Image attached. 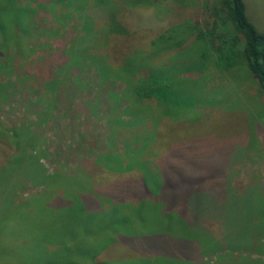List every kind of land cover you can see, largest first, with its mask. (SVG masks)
I'll use <instances>...</instances> for the list:
<instances>
[{
    "label": "rangeland",
    "instance_id": "obj_1",
    "mask_svg": "<svg viewBox=\"0 0 264 264\" xmlns=\"http://www.w3.org/2000/svg\"><path fill=\"white\" fill-rule=\"evenodd\" d=\"M27 1L19 0V3ZM29 1L32 30L16 40L22 52L12 44L15 40H10L7 48L0 47V134L11 135V140L19 134L25 137L21 142L31 143L24 149L28 154L21 164L20 161L15 164V160L7 164L3 159L9 147L5 141L0 142V264H83L82 258L76 257L81 260L77 262L72 256L75 261H69L68 256L77 250L90 254L104 243L111 245L110 256L116 255L126 264L145 257L159 260L153 263L144 260L145 264H166L169 256L175 253L181 257L197 242L204 252H199L192 264H233L234 261L264 264V91L244 62L223 70L209 46L184 42L199 28H190L185 22L202 21L219 0H151V5L139 9L144 20L148 17L147 22L142 19L139 25L155 32L143 30L138 38H143L141 33L161 34L177 25L176 32L174 29L169 32L174 33V42H182L170 55L166 54L173 51V46L164 48V43H157L162 51L151 59L158 58L156 63L169 59L168 64L157 67L163 66L160 70L164 74L169 67L172 79L179 80L174 97L177 103L168 105L177 119L164 125L170 131V140H187V144H179L182 155L177 163L188 171L186 179H191L182 183L184 188L181 183L173 186L174 192H179L174 202L166 200L177 207L176 212H171L173 217L158 214L164 209L165 200L158 203L159 209L156 201L146 200L148 191H156V172L148 167L153 162L151 157L137 155H142L141 161L144 159L148 164L140 166L147 185L124 180V176L112 182L117 173L106 181L99 171V165H111L114 159L118 165L112 167L127 166L126 173L130 168L134 172L138 170L128 154L136 155L133 154L137 147L135 136L146 133V118L157 106L154 102L138 104L130 90L123 93L124 79H114L113 74L98 78L94 67L97 65L68 62L62 66L61 57L58 58L63 48L60 39L69 25L60 14L67 11L75 21L81 20L80 11L70 10L67 0L56 6L49 0ZM244 3L247 16L264 33V0H244ZM82 4L86 6L88 2L82 0ZM99 7L84 8L85 17H91L94 22V16L103 17L106 11ZM175 8H186L189 12L174 24L163 23L164 16ZM83 12L80 15L84 16ZM97 27L89 24L85 32L92 34ZM79 34L72 35L69 43L85 42ZM91 36L98 37L97 41L104 35ZM150 50L148 46L146 52ZM203 53L207 54L206 58L202 57ZM92 58L94 63L103 59L98 55ZM109 122L113 123L110 127ZM161 139L165 142V136L160 137L159 146ZM107 144L110 145L106 148ZM104 153L109 158L99 159ZM38 163L45 169L44 173L58 176L40 198L38 192L45 184L46 175L42 172L33 181ZM71 168L75 181L61 174ZM26 171H31L32 176ZM108 180L111 184L106 187ZM5 185L12 186L11 194L8 188L2 191ZM108 195L115 201L108 202ZM132 197L138 203L129 207ZM184 213L192 215V227L186 226L187 219L176 218L185 216ZM123 220L134 223L140 233L150 231L149 236L133 239L139 234L131 235L134 229L129 228L130 224L125 226ZM113 227L120 229L116 236L114 233L111 236ZM217 255L224 257L216 258Z\"/></svg>",
    "mask_w": 264,
    "mask_h": 264
},
{
    "label": "trees",
    "instance_id": "obj_2",
    "mask_svg": "<svg viewBox=\"0 0 264 264\" xmlns=\"http://www.w3.org/2000/svg\"><path fill=\"white\" fill-rule=\"evenodd\" d=\"M49 1L50 3L53 2L55 6L57 3H63L61 0H49ZM152 1L161 2L163 0H152ZM152 1L151 0H85V4L88 2V4H86L85 6L82 4V0H67L66 4L69 5L68 8L72 11L73 8L78 10V12L80 11L78 17L79 18L82 17L83 19L81 18V20L74 21L72 20V18H70L71 14H69L67 11L60 14L63 22H66V25L67 24L69 25V29H67L66 32H64L62 38L60 39V43L62 44L63 48L59 52L58 58L61 57L62 66L68 65V62H70L71 64L78 63V65H80L79 63L86 65L88 64L90 66L97 65L94 67L96 68L95 72H97L98 78L102 79L104 77H107L108 74L110 75L113 74L114 79L121 78L126 81V85L122 92L125 93L128 92V90L132 91L131 93L134 95V99L137 101L138 104L145 105L149 102V104L151 105V102L155 103L157 108L155 109V111L153 110L154 112L148 114L151 116H147L146 118L147 119L146 123L148 125L149 130L147 129L146 133L145 134L143 133L141 137L135 136L136 138L135 142L137 147H135L136 148L135 151L133 150V154L136 155L132 156L128 154L129 160L133 162L132 165L138 168V170L134 172L130 168L131 171H129L130 172L129 174V172L128 173L125 172L127 170V166L121 165V169L112 167V165L115 163L118 165V161L114 159L110 162L111 165L110 164L107 165L110 168L104 165V163L103 165H99L100 166L99 171L105 175L104 178H106V181L107 179H109L110 176L114 175V173L115 174L117 173L119 175H117L114 178V180H111L112 182L124 176V180L128 178L129 180L133 181V183L135 184L147 185L146 180H144L146 177H143L144 176L142 175L143 170L142 168H140V166L141 165L144 167L148 166L147 162L144 161V159L143 161H141L142 155L149 156V158L151 157L153 162L151 164L149 163L150 166L148 167H150L152 171L155 170L154 172H156L155 174L156 180L154 184L156 186V191L155 192H152L151 190L148 191L146 200L149 201L150 203H154L156 201L157 208H158V203L159 202L161 203L162 199L165 200V205L163 206L164 209H160L161 211L160 212L158 211V214L162 216L168 215L173 217L171 212L173 211L176 212L177 207H174L175 205L167 203L166 200L168 198L171 203L174 202L175 199L179 196V192L176 194L174 192L173 186L178 185L180 183L181 184L186 183V180L190 181L191 179V178L186 179L188 171H186L185 169H181V167L177 163L178 160H181L180 156L182 155L180 154L179 144L180 142L187 144V140L185 138H178V139L174 138L170 140L169 137L170 131L166 129L167 127L165 128L164 125L165 123H174L175 120L177 119V117L173 113L174 111L172 110L171 107H168V105H176L177 103L174 97L176 95L175 89L177 88L176 82H178L179 80L176 77L172 79L171 75L168 72L170 70V68L168 67L169 65H167L168 68L167 70H165L167 71V74L161 72L160 68L163 66L157 67L159 64H168L170 62L169 59L161 63L155 62L158 60V58L154 60L151 59L156 57L157 54L162 51L160 50L161 49L160 47L156 46L157 43H164L163 44L164 48L173 46L171 47L173 48V51H170L166 54V55H170L176 52L179 49V47L182 46L181 44L182 42H180L179 40L174 42L175 38L173 37H175V35L174 33L169 32L172 29H174V32H176L178 27L177 25L174 26L173 28H170L169 30H166V32L165 31L162 32L161 34L156 33L152 35L151 34L145 35L144 33H141L143 35V38L140 39L137 37V35H139V33L143 30L149 33L155 32L153 28L139 25V23H141L145 17V16L142 17V15H140L139 9L151 5ZM29 2L30 1L28 0L27 2L25 3L22 2L20 4L19 0H0L1 3L0 47L1 48H7L9 41L15 40L14 43L12 44H16L17 51L20 50V52H22L23 50L22 46L21 44L19 46V43L16 40L29 35L30 28L32 30L30 24L33 23V21L30 18L32 12V9L30 8L32 6L30 7L28 5ZM50 3L49 5H51ZM97 5L100 6L99 8L101 10L106 11V13H104L103 17L102 16L99 17V14L97 15L98 17L94 16L95 17L94 19L96 20L94 22L92 21L91 17L89 18L85 17L86 11H84L85 10L84 8L93 7ZM55 11L56 9H53V13H55ZM82 12L84 13L83 14L84 16L80 15ZM186 12L188 13L189 9L175 8L174 11H172L169 15L164 16L165 20L163 21V23L174 24L175 22H177V20H179L181 15L185 14ZM149 19H151V16H149ZM147 21H148V17L143 22L145 23ZM152 21L153 20H151V22ZM89 24L96 25V27L98 26L97 29H95V32L92 34H89L91 32L89 33L85 32V29L89 28ZM134 25L135 28L132 29L131 27ZM185 25H188V27L190 28L195 26L199 28H198V32L195 35L193 34L190 36L191 39L185 40L184 42L189 41V42L201 43L205 47L207 46V48L209 46L215 53L216 63L223 70L237 67L242 62H244L250 74L252 75L253 79L258 83L259 87L264 91V33L259 31L257 27L254 25V23L247 16L246 5L244 3V0H219V3L208 11L206 18H204L202 21H197L196 24L193 22H185ZM224 25H225V29H222ZM96 31L98 32L97 34ZM58 32H59L58 30H54L56 36H60L58 35ZM78 34L81 35V37L85 38L83 40L85 42L76 41L77 43L74 44L75 43L74 41L70 44L69 42L73 40L71 38L74 35H78ZM93 34H95L96 36L97 35H104V36L96 41L95 38L98 39V37H94L93 39L91 36ZM148 46H151L150 52H146ZM69 47L71 48L73 47L74 49H71ZM95 55L96 56L98 55L99 57L102 56L103 59L101 58L97 59V61L94 63L92 61L93 60L92 56ZM209 55L210 54L208 52V56ZM206 56H207L206 53L202 54V57L206 58ZM128 74H132L133 76L129 78ZM128 79L130 81H128ZM131 81L132 83L134 82L133 85L131 84ZM130 85L133 87H131ZM41 115L42 113L39 114V116ZM119 122L122 123V120H119ZM112 124L113 123L109 122V127ZM23 126H24V121H21L20 127ZM164 131L165 133H163ZM24 135L26 134L24 133ZM9 136L11 135L0 134V142L5 141L7 147H9V153L4 155L5 158L3 159V161L7 162V164H10L15 160V164L16 162L19 161L21 164V161L23 160L25 154L27 153L25 152L24 149L26 146L30 147L31 143L29 140L21 142L20 139L21 140L25 139V137L23 136L20 137L21 135L19 134H17L14 138H12V140L11 137ZM163 136H165V142H163L161 139V146H159L160 137L163 138ZM30 137L32 138V140L34 139V135ZM186 144L184 145L186 146ZM109 145L110 144H107L106 148L109 147ZM32 150L33 148H31L29 151L32 152ZM23 151L24 153H22ZM138 154L139 155L142 154V155L138 157L139 156ZM100 157L109 158L107 155H105V153L102 156H99V159ZM26 162L27 161L25 160V163ZM135 163L137 164L135 165ZM93 164L94 166H96L95 161L93 162ZM36 167L37 168L33 172L34 175L33 181H36V177H38V175H40L43 171H45V169L42 168L40 163H38V166ZM23 169L28 170L29 167H23ZM26 172L31 173L32 176L31 171H26ZM73 172L74 169L71 168L69 171L61 174L67 175L70 181H75V177H73L74 174ZM44 174L46 175V181L44 186H42L41 190H39L38 192L39 195L38 198H40V194H43L44 191L49 190V186L52 185L54 178L58 177L51 172ZM127 175H131V176H127ZM47 178L50 179L49 182H47ZM108 181L109 183L106 185V187H108L111 184L110 180ZM175 181H179V182L176 183ZM10 187L12 186L5 185L2 191H6L5 188L10 189ZM184 187L185 186L183 185V188ZM191 188L192 187L190 186L189 187L190 191ZM12 192H13V188L8 191V194H11ZM134 193L139 194L140 192H133V194ZM17 198L20 200L19 197ZM38 198H34V199L38 200ZM13 199H11V201H13ZM106 199L108 202L115 201L111 195H108ZM130 199H131L130 200L131 206L129 205V207H133L134 205H137L138 202H136L135 198L132 197ZM180 202L181 201H179L178 203ZM22 203L24 202L21 199L20 204L23 205ZM181 206H183V204ZM78 210L80 211V209ZM122 213L123 212H121V214ZM184 215L185 216L183 217L182 215H178L176 216V218L180 220L187 219L185 221L186 226L188 225L191 226L190 220L192 215L188 216L185 213ZM125 222L127 223V225L125 226H129L130 221L128 222V220H126ZM135 226L136 225L133 223L130 224L129 227L134 229L131 235L139 234L133 239H143L149 236L150 231H144L143 233H140L135 230L138 228ZM201 229L202 227L200 226V230ZM119 231L120 229L118 230L117 227L111 228V232H112L111 236L113 235L116 236V234H118ZM206 234L208 233L206 232ZM113 239L114 238L112 237V240ZM193 244L194 245H192L190 249L188 248L187 250L188 252L184 253V255H182L181 257L176 256L178 254L175 253L172 256H169L166 264H192V261L196 260L197 256H199V252H201V254H203L204 252V250L201 248V245L198 242ZM109 252H111V245L109 246L107 243H104L101 248L92 251L90 254H88L86 250L81 252L77 250V253L71 255L70 258L68 256V260L69 261L74 260L73 257L75 256V260L77 262L84 260L83 264H90V262H92L93 264H126L125 261L119 260V258L116 255L110 256ZM156 254L157 253L155 252V255ZM76 257L82 259L77 260ZM217 257L221 259L224 256L217 255L216 258ZM144 260L150 263H153L151 261L154 260L159 261L157 258L151 260L150 258L148 259V257H145V258H139V260H131L130 264H145L143 263ZM175 260H179V261H175ZM205 263L206 262H200L199 264H205ZM234 263L236 264L237 262L234 261L233 264Z\"/></svg>",
    "mask_w": 264,
    "mask_h": 264
}]
</instances>
